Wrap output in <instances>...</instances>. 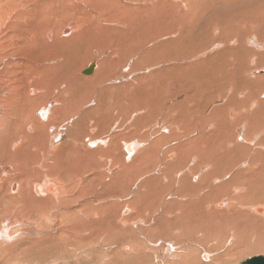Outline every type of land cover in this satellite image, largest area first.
Listing matches in <instances>:
<instances>
[{
  "label": "rangeland",
  "instance_id": "rangeland-1",
  "mask_svg": "<svg viewBox=\"0 0 264 264\" xmlns=\"http://www.w3.org/2000/svg\"><path fill=\"white\" fill-rule=\"evenodd\" d=\"M26 1L27 5H25ZM31 1H16L18 3L20 2L16 8L18 12L26 13L27 10L32 9L31 11L34 13L32 14L30 11L32 16H29L33 20L31 19L32 21H30V19L27 18L28 16L24 14L23 17L25 18L24 20L19 19L18 26L15 25L13 28L7 27L9 24L7 22L4 29L7 39L12 37V30L14 32L20 30L19 33L21 32L25 37L22 38V42L16 45L17 47L14 46L10 49L6 48L5 62L1 64L5 65L7 62L10 66L9 70L16 69L19 73L26 74L28 71L26 69L27 66L24 64L28 61V57H32L33 61H38L40 68L51 67V69H45L47 74H45L44 69L39 73V75H43L42 77L40 76V79L37 81L39 87H44L49 89V91L45 96H39L43 101L38 102L37 106L42 103L46 105L49 101L52 102V100L53 102L55 101L52 98V90L62 87V80L64 78L69 79L67 83L70 84L69 93H65L67 94L66 99H68L67 101L69 102L68 109L70 113H76L79 100H83L84 102L81 111L82 118L70 116L68 135H70V142L72 144V154H70L69 157V165L72 168L70 179L72 181L78 174L83 176L82 179H85L83 185L86 187V191H84L85 198L83 197L82 201H80L81 207L78 206L80 204H77V202L73 204L69 203L67 206L68 208L57 207L58 209H52L50 214L61 213L65 215L67 212V214L71 216V220L68 221V224L79 226V223L74 219V215L77 210L82 209L83 205L85 206L88 204L85 207L88 213H96V208L105 206L106 203L110 204L117 201L118 204L119 200L121 203H133L134 201H132V199H136V202L133 204L137 210L136 212L141 216V220L134 216L136 212L131 213V217L126 216V214L123 215L122 213L126 209V204L121 206L119 203L118 205L120 206L117 209V225L115 227H111L109 223H106L108 221H101V223H98L99 221L96 222V218L93 219L91 216L88 218L86 217V220L90 219L89 221L87 220L88 224L85 230H88L87 233H84L85 231L81 228L74 230L76 244L68 240L69 245L67 246L65 244L66 242L62 241L59 236L60 233L66 232L65 226H60L58 222L53 221L50 226L51 228H42L40 223L34 219L35 216L42 217L44 213L46 214L48 212L50 205L44 203L46 198L39 197L40 199H38V196L34 194L37 199H30L28 197L25 200L21 198L18 200V194L9 191L11 184L16 182L9 178H18L21 171H26L27 174H30V177L36 179L35 185L42 183L46 176L47 178L50 177L49 174H44L46 173L44 165H51L54 167L53 176L58 177V175L62 174L57 169V163L53 164L50 158H43L41 156L42 153L40 152L48 145L46 144V137L42 136V138L40 137L38 140V147L40 148L37 153L34 155L30 153V155L27 148L23 149L21 154H26L25 161L20 160L18 163L15 162L16 165L14 162V164H11L0 161V188L5 186L4 190L7 189V199L3 198L5 192L0 191V194L3 193V195H0V224L7 223L10 225L11 230L13 228L16 229L17 225L20 224V226L23 225L20 231H25L22 233L19 231L18 234H20L21 238L17 237V234L14 235V237L16 236L17 238L12 243L6 244L8 248L4 246V244L1 246L0 243V249L5 247L0 250V264H146V262L147 264H173L179 260V256H181V258L183 257V264H240L246 259L255 256H264V213L256 212V208H264V203H252L253 200L259 202L260 198L264 196V166L261 164L264 163V156L260 152L258 156L255 155L257 144L259 142H264V133H262L264 132V93L263 95H259V97L257 94L259 90L264 89V0H165L161 2L160 0H150L147 5H141L127 0ZM194 1H196V5ZM183 3H185L186 7H184ZM243 6L244 8H242ZM35 7H37V9ZM217 9L220 11L222 10L221 14L215 12ZM228 11L231 13L229 14ZM35 14H37V16ZM118 14L121 16L125 15L126 17L123 16L124 20L121 21V19L117 17ZM241 14L248 15L247 19H244V23L247 22L246 25L249 30H251V28L254 29L255 34L251 35V38L254 39L252 42L251 40L246 41V33H238L236 30L238 26L235 25L236 22L232 24L233 16ZM189 16L193 18L189 20ZM36 17L37 22L34 20ZM117 21H121L120 25H118L119 23ZM215 24L219 25V27ZM69 25H76V27H72V30L68 33L67 31L63 33L62 30ZM253 25L257 29H255ZM23 31L35 36H31V41L33 42H30V36L26 35ZM50 31L54 34L52 39L48 37ZM229 38L234 41L230 43L231 49H227L229 52H226L224 50L226 49L224 43L227 44ZM257 38L258 40H256ZM236 40H240L239 46ZM27 41H29L30 44H26ZM145 41H147V43H144ZM23 42L26 44L25 46H23ZM253 42H255L256 45H253ZM127 44H131V46ZM205 47L208 49L205 57L207 54L210 57H207L204 61L201 60L203 62H200V64L196 58L194 59V54ZM254 51L257 54V59L261 60L260 64L263 69L251 65V63L247 61L245 62V58L251 56ZM136 52L137 54L135 55ZM247 53H249V55ZM142 57L144 61L141 60L143 59ZM48 59L50 62H47ZM230 59H233L234 62L230 65L231 70H226L224 69L225 61ZM254 59H256V57H254ZM159 60H161L159 63L162 64L159 65L157 63L158 66L151 67ZM98 62L101 63L99 68H97ZM7 63L5 66L8 65ZM16 63L20 64L18 65L19 68L16 66ZM92 63H97L93 74L89 76L83 75V71ZM143 67L148 69H143ZM133 68L139 69L133 71ZM131 71L133 72L131 73ZM98 73L110 74L112 75V80L106 82L99 81ZM22 78L23 75H21V77L19 76V79ZM83 79L88 81H82ZM14 80V78L9 76L5 88L7 87V89H10L9 82ZM140 81H142V83ZM25 84L27 85V81H24V85ZM161 87L164 88L162 89ZM196 88H200V94L197 96L193 92ZM234 91L236 92V96L233 98L231 96L232 100H227V95H230V93ZM60 92L61 88L58 89V92L56 91V98H58ZM40 93L42 92L38 91V94ZM239 94L240 96H238ZM164 96L166 98H164ZM257 97L259 103L256 104L257 101H254L255 105H253L251 100ZM230 101L233 102L230 103ZM191 103L193 104L190 105ZM246 105L247 107L245 108L244 106ZM232 107L234 113L231 111ZM132 109H134L133 115L129 112ZM257 109L259 110L257 111ZM57 114L61 117L64 115V111L59 110ZM38 117L42 121L48 120V118L43 120L40 116ZM168 118L169 120H166ZM163 122L165 124H163ZM210 125L212 127H210ZM66 126L67 125L64 127ZM163 128L165 129L163 130ZM159 139L165 141H161V144L163 143L164 145L160 144ZM65 140L63 139L62 141ZM62 141H59L54 147L60 145ZM77 141H84L82 155H85H83L82 158L80 155L81 153H79L82 148L81 150H79L78 147L74 148ZM92 142H102V145L97 144L92 147L90 145ZM131 144L135 145L136 150L133 155L128 158L126 157L125 147ZM74 150L77 155L74 153ZM86 151H88V154ZM98 152H101V154ZM181 152L185 153L182 155ZM185 154L188 156L186 155L184 157ZM89 157L93 158L90 164L94 171L89 170L92 169L90 164L87 163ZM253 157L259 162H257L258 166L255 165L254 168L256 167L257 171L258 169H263V173L259 177L256 175L253 176L251 173L253 165H251L250 160ZM101 158H103V160ZM58 160H60L59 157H57V162L60 164ZM164 160H166V162H164ZM118 162L121 163L122 167ZM59 164V169L63 168L60 167ZM234 164L236 167L233 168ZM87 165L88 170L86 169ZM3 166L8 167V172H2ZM14 166L16 168H14ZM132 166L135 168H132ZM120 168H125L126 170ZM42 170L44 173H42ZM181 170L184 171V174L193 173L191 178L196 175L198 177V182L201 178L202 182L209 184V186L212 185V191L211 189L206 190L211 193V197H204V201L210 207H215L218 211L222 210L221 213L207 216L208 209L205 208L206 204H202V207H199L197 210L192 209L194 212H191L189 206L184 201L186 199L182 200L183 204H180V202H178L179 200L177 201L179 197L174 196L176 195V188L179 186L190 188V177L184 180L185 183L181 182V179H179V177L183 175V171ZM142 171L146 174L139 176ZM16 172L17 174H14ZM11 175H13V177ZM43 175L46 176L43 177ZM103 176L108 177L104 178ZM126 177L134 180V184L130 187L132 196L129 198L126 197L125 199H110V192L106 191V187L112 185L114 194L118 195L116 190L121 193V191L126 188L122 186L125 185L124 179ZM94 178H96L95 181L93 180ZM163 178L166 180L163 181ZM3 179H8L9 181H3ZM96 180H99L98 185ZM151 180H153L151 183L153 184L152 191L155 193L159 192L158 195L160 200H157V202L156 199L158 196L155 198L154 202H152L153 199L150 200L151 202L144 199L147 190L146 183ZM194 181L196 180L194 179L193 182ZM143 182L145 183L144 185ZM157 186L158 188L162 187L163 190L157 189ZM144 188L146 190H144ZM166 189L170 191L169 194L167 195L165 193L166 195L163 194L164 197H161L160 193L162 194L163 191L168 192ZM87 190L90 191L88 192ZM97 193L101 195V197L98 198L96 196ZM227 194H230L232 198L238 197V202L245 201V199H242L243 195L246 199H250L251 202H246L249 204L244 208L246 211L245 215L236 214L233 211L235 207L238 206L237 204H233L235 206L232 208L233 210L229 208V198H232L225 196ZM140 196L142 198H140ZM199 197L203 196L201 195ZM195 199H198V197H195ZM172 200L175 205L173 204L170 208L169 202ZM220 203H224V207H217ZM157 204L158 206L156 207ZM24 205L28 207H25V210L23 209ZM179 205L182 206L180 207ZM35 206H39L42 210L36 208L32 210ZM150 207H152V211L155 213L151 215L152 218L150 217V219H147L145 222V218L142 217L141 213L148 214L147 212H150ZM182 207L186 208L187 211ZM182 209L186 211L188 223H186L185 217L179 216V212L183 211ZM172 212H175L180 219H174L170 214ZM79 215H81V213H79ZM82 218L84 219V217ZM28 221H31L30 224H27L29 223ZM165 221L167 223H165ZM173 221L174 223H172ZM23 222L26 223L24 224ZM185 223L189 226V229L198 227L203 230L200 233L198 229L179 232V228L183 227ZM197 224L199 226H197ZM205 224H207L208 227ZM211 224L214 229L213 227L211 228ZM123 225L126 226L123 228ZM34 226L37 228H34ZM203 227L206 228L204 229ZM30 228L31 230H36L39 234L41 233L40 236H43L46 242L38 241L39 235L36 237L32 235L29 236L28 234L31 232ZM171 228L175 230V232L173 230L170 231ZM119 229L121 232H119ZM166 229L168 231H166ZM207 229H209V231ZM133 233L138 238H136ZM23 234L26 235L24 236ZM213 235H215V238ZM47 236L49 237L47 238ZM77 236H79V238ZM177 236L180 237L178 238ZM182 236L183 238H181ZM139 237H141L140 240ZM172 238L176 240L174 241L175 243ZM210 238L212 240H210ZM169 239H171V242ZM129 240L131 241L132 247L129 245ZM166 240L167 242H165ZM207 242L208 245H205ZM203 243L205 245L204 247ZM211 246L214 248H211ZM148 248L149 250H147ZM168 248H171L172 251L174 250V253L168 256L169 258L164 256ZM161 253H163V255ZM237 253H239V255ZM228 254L231 255L229 256ZM177 255L179 256L177 257ZM205 255L206 259L204 258ZM210 258L211 260H209ZM10 259L15 262L9 261ZM231 259H235V261L231 262ZM220 261L222 263H220Z\"/></svg>",
  "mask_w": 264,
  "mask_h": 264
},
{
  "label": "bare ground",
  "instance_id": "bare-ground-1",
  "mask_svg": "<svg viewBox=\"0 0 264 264\" xmlns=\"http://www.w3.org/2000/svg\"><path fill=\"white\" fill-rule=\"evenodd\" d=\"M17 1V0H16ZM16 1H14V0H0V161H3V162H6V163H15V162H17L18 163V161H22V160H24L25 161V157H26V154H21L22 153V151H23V149H25V148H27L28 149V153L30 154H32V155H34L35 153H37V151L39 150V148L40 147H38V140H39V138L41 137L42 138V136H45L46 137V144H48L47 145V147L46 148H43L42 149V152H40V153H42L41 154V156L44 158V157H47V158H50L51 159V162L54 164V163H57V169L62 173V174H60V175H58V177H55V176H53V170H54V167H52L51 165H44V170L46 171V173H44V171L42 170V173H44V174H49L50 175V177L49 178H47V176L46 175H43V177L44 176H46L45 178H44V181L42 182V183H39V184H37V185H35V181H36V179H34V178H32V177H30V174H27L26 173V171H21L20 173H19V176H18V178L16 177V178H9L10 180H14V181H16L14 184H11V187H10V189H9V191L10 192H12V193H17L18 194V200H19V198H21V199H23V200H25V199H27L28 197L30 198V199H32V198H35V199H40L39 197H43V198H46L45 200L46 201H44V203L45 204H48V205H50L49 206V210H48V212L45 214L44 213V215L42 216V217H39V216H35V219L34 220H37L39 223H40V226L42 227V228H48V227H50L51 226V224L53 223V221H56V222H58L59 224L58 225H60V226H65L66 228V232H64V233H60V238H61V240L62 241H64V242H66L65 244H66V246L67 245H69L68 244V240H70V241H72V243L74 242L75 244H76V236H75V231L74 230H78V228H81L83 231H85L86 230V225L88 224V221L90 220V219H87L86 220V217L88 218L89 216H91L93 219H95L96 220V222H98V223H101V221H108V222H106V223H109L110 224V226L112 227V226H116L117 225V209L119 208V206L121 205H123V204H126L125 206H126V209H125V211L122 213L123 215L124 214H126V216H130L131 217V213H135L137 210L135 209V207H134V202H136V199H132V201H134L133 203L132 202H125V203H121L120 202V200H119V203H120V205H118L117 204V201L116 202H112V203H106L105 204V206H100L99 208H96V213H88L86 210H85V207L88 205V204H86L85 206L83 205L82 206V209L80 210H77L76 211V213H75V215H74V219L76 220V222H78L79 223V226H75V225H72V224H68V221H70L71 220V216L70 215H68L67 214V212L65 213V215H66V217H65V215L64 214H61V213H55V214H50L51 213V210L53 209V210H55L54 208H56V209H58L59 207H66V208H68L67 206L69 205V203L70 204H73L74 202H77V204H80V205H78L79 207H81V202L80 201H82V198L84 197V191H86V187H84V185H83V182L85 181V179H82L83 178V176H81L80 174H78L76 177H75V179H73L72 181H71V179H70V173H71V167H70V165H69V157H70V154H72V144H71V142H70V135H68V123L70 122V116L72 115V116H76V117H78V118H82L81 117V111H82V106L84 105V102H83V100H79V102H78V107H77V110H76V113L75 114H73L72 112L70 113V110L68 109V107H69V102L67 101L68 99H66V95L67 94H65V93H69V86H70V84H68L67 82H68V80L69 79H66V78H64L62 81V87H59V88H61V92L58 94V98H56V91L58 92V89L59 88H56V89H54V90H52V98L55 100L54 102H53V100H52V102L51 101H49V103H47L46 105H44V103H42V104H40V105H38L37 106V104H38V102H40V101H43L39 96H45L46 95V93L49 91V89H46V88H44V87H39V85H38V80L40 79V76L42 77L43 75L41 74V75H39V73L44 69V72H45V69H51V67L50 66H48L49 68H40L39 67V65H38V61H36V60H32V57H28V61L24 64L25 66H27V73L26 74H22V73H19L16 69H13V70H9L10 69V66H9V64L7 65V66H5L6 65V63H5V65H3V64H1L2 62H5L4 61V59H5V57H6V52H7V49L6 48H8V49H10V48H12V47H14V46H16L19 42H22L23 40H22V38H24L25 36H24V34H21V32L19 33V31L18 32H14L13 30H12V32H13V34L11 35L12 37L10 38V39H7V35H6V32L4 31V29H5V27H6V25H7V22L9 23L8 25H7V27H12L13 28V26H15V25H19L18 24V22H19V19H23L24 20V18L25 17H23L24 16V14L26 15V16H28L27 18H29L30 19V21H32L33 19L30 17V16H32V14L34 13V12H32L31 10L32 9H30V10H27V12L25 13V12H18V10L16 9L17 8V6L19 5V3L18 2H16ZM19 1V0H18ZM25 1V0H24ZM29 1V0H28ZM31 1V0H30ZM32 1H35V0H32ZM31 1V2H32ZM118 1V0H117ZM120 1V0H119ZM124 1V0H123ZM127 1H132V2H134V3H138V4H141V5H147V3L148 2H150V0H127ZM154 1H156V0H154ZM157 1H159V0H157ZM161 1H165V0H160V2ZM199 1V0H198ZM22 2V1H21ZM113 2V1H112ZM111 2V3H112ZM190 2V1H189ZM110 3V2H109ZM194 3H195V5H196V1H194ZM22 4V3H21ZM35 4V3H34ZM114 4V3H113ZM118 4V3H117ZM184 4V7H186L185 6V3H183ZM248 4V3H247ZM25 5H27V1H26V4ZM119 5V4H118ZM137 5V4H136ZM21 6V5H20ZM109 6V5H108ZM199 6V5H198ZM218 6V5H217ZM238 7H240L239 5H237ZM23 7H25V6H23ZM22 7V8H23ZM26 7H28V6H26ZM32 7V6H31ZM34 7V6H33ZM72 7V6H71ZM122 7H124V6H122ZM135 7V6H134ZM190 7V6H189ZM193 7V6H192ZM36 9H37V7H35ZM111 8V7H110ZM120 8V7H119ZM138 8V7H137ZM193 8H195V7H193ZM197 8H199V7H197ZM196 8V9H197ZM222 8H223V5H222ZM221 8V9H222ZM234 8V7H233ZM233 8H231V9H233ZM237 8V7H236ZM242 8H244V6L242 7ZM248 8V7H247ZM116 9V8H115ZM121 9V8H120ZM125 9V8H124ZM123 9V10H124ZM224 9V8H223ZM225 9H226V7H225ZM227 9H230V8H227ZM136 10V9H135ZM194 10V9H193ZM197 10H199V9H197ZM233 10H235V11H237L236 9H233ZM29 11V12H28ZM30 11L32 12V14L30 13ZM34 11V10H33ZM94 11V10H93ZM116 11H117V9H116ZM222 11V10H221ZM221 11L219 10V9H217L215 12L217 13V14H221ZM230 11V10H229ZM229 11H228V13H229ZM235 11H232V12H235ZM191 12V11H190ZM110 13V12H109ZM119 13H120V11H119ZM231 13V12H230ZM229 13V14H230ZM125 14V13H124ZM30 15V16H29ZM36 16H37V14H35ZM193 15H195V14H193ZM192 15V16H193ZM210 15V14H209ZM212 15H213V13H212ZM264 15V14H263ZM123 16H125V15H123ZM123 16H121L120 14H118L117 15V17L119 18V19H121V21L122 20H124V18H123ZM190 17L189 16V20H191L190 18H193V17ZM259 16V15H258ZM126 17V16H125ZM201 17V16H200ZM247 17H248V15H234L233 16V19H232V24L233 23H235V25H237L238 26V29H236L237 31H238V33H246V41L247 40H251V42L252 41H254V39H252L251 38V35L252 34H255V32H254V29H252L251 28V30H249V28H248V26L246 25L247 24V22H245L244 23V19H247ZM26 18V19H27ZM97 18V17H96ZM113 18H114V16H113ZM112 18V19H113ZM116 18V17H115ZM32 19V20H31ZM37 19V17L36 18H34V20H36ZM201 19V18H200ZM208 19V18H207ZM100 20V19H99ZM114 20V19H113ZM26 21V20H25ZM87 21V20H86ZM121 21H117L119 24L118 25H120V22ZM188 21V20H187ZM36 22H37V20H36ZM85 22V21H84ZM128 22H129V20H128ZM21 23V22H20ZM190 23V22H189ZM76 24V23H75ZM80 24V23H79ZM186 24V23H185ZM196 24V23H195ZM218 24V23H217ZM253 24V23H252ZM251 24V25H252ZM38 25V24H37ZM99 25H100V22H99ZM216 25V24H215ZM251 25H250V27H251ZM258 25H260V24H258ZM123 26H125V25H123ZM122 26V27H123ZM216 26H218L219 27V25H216ZM254 26V25H253ZM72 27L73 28H75L76 27V25H69L68 27H66L64 30H62V32L63 33H66V31H67V33L68 32H70L71 30H72ZM144 27V26H143ZM201 27V26H200ZM255 27V26H254ZM128 28H129V26H128ZM61 29V28H60ZM202 29V28H201ZM218 29V28H217ZM255 29H257L256 27H255ZM132 30V29H131ZM11 31V30H10ZM77 31V30H76ZM216 31H218V30H216ZM23 32H25V34L26 35H28V36H30V42H33V41H31V36H33V37H35L34 35H32L31 33H29L28 34V32H26V31H23ZM60 32H61V30H60ZM115 33V32H114ZM214 33H215V31H214ZM31 34V35H30ZM176 34H178V33H176ZM217 34V33H216ZM53 32L52 31H50L49 32V34H48V37L50 38V39H52V37H53ZM258 35V34H257ZM172 36V35H171ZM175 36V35H174ZM169 37V36H168ZM248 38H250V39H248ZM164 39V38H163ZM114 40V39H113ZM256 40H258V38L256 39ZM148 41V40H147ZM147 41H145L144 43H147ZM234 41V40H233ZM233 41L232 40H230V38H229V40H228V42H227V44L226 43H224V45L226 46V49H224L226 52H229V51H227V49H231L230 48V43H233ZM134 42V41H133ZM240 42V40H236V43H238V46H239V43ZM24 43V42H23ZM29 43V41H27V43L26 44H28ZM25 43H24V45L23 46H25L26 45ZM30 44V43H29ZM261 44V43H260ZM36 45V44H35ZM124 45V44H123ZM126 45V44H125ZM128 46H131V44L129 45V44H127ZM144 45V44H143ZM149 45V44H148ZM253 45H256V43L255 42H253ZM100 46V45H99ZM112 46V45H111ZM257 46H258V44H257ZM264 46V45H263ZM17 47V46H16ZM18 47H20V46H18ZM108 47V46H107ZM260 47V46H259ZM21 48V47H20ZM19 48V49H20ZM123 48V47H122ZM127 48V47H126ZM129 48V47H128ZM145 48V47H144ZM14 49V48H13ZM120 49V48H119ZM124 49V48H123ZM18 50V49H17ZM64 50V49H63ZM141 50V49H140ZM208 49H206V47L205 48H202V49H200L199 51H197L195 54H194V59L196 58L197 59V61H199L198 63H200V62H203L207 57L209 58L210 56L207 54V56L205 57V54H206V51H207ZM19 51V50H18ZM95 51V50H94ZM96 52V51H95ZM16 54V53H15ZM137 54V52L135 53V55ZM248 55H249V53H247ZM204 55V56H203ZM18 56V55H17ZM113 56V55H112ZM111 56V57H112ZM185 56V55H184ZM183 56V57H184ZM188 56H189V54H188ZM13 57H15V56H13ZM12 57V58H13ZM25 57V56H24ZM133 57V56H132ZM181 57V56H180ZM254 57H256V59H254ZM113 58V57H112ZM115 58V57H114ZM143 58V57H142ZM182 58V57H181ZM185 58V57H184ZM183 58V59H184ZM189 58V57H188ZM187 58V59H188ZM193 58V57H192ZM234 58H235V56H234ZM258 57H257V54H256V52L254 51V53L251 55V56H249L248 58H245V62L247 61L248 63H251V65H253V66H256V67H261L262 68V66H261V64H260V61L261 60H259V59H257ZM15 59H17L16 57H15ZM194 59H191V60H194ZM20 60V59H19ZM142 61H144V58L143 59H141ZM185 60V59H184ZM189 60V59H188ZM201 60H203V61H201ZM51 61H52V58H51ZM58 61V60H57ZM190 61V60H189ZM15 62V61H14ZM18 62V61H17ZM47 62H50V60L48 59L47 60ZM60 62V61H59ZM107 62V61H106ZM126 62V61H125ZM159 62H161V60H159V61H157V62H155L154 63V65H152L151 67H153V66H158V64L160 65V64H162V63H159ZM174 62V61H173ZM233 62H234V60L233 59H230V60H226L225 61V65H224V69H226V70H231V68H230V65L231 64H233ZM158 63V64H157ZM168 63V62H167ZM166 63V64H167ZM171 63V62H170ZM15 64V63H14ZM17 64V63H16ZM97 64V63H96ZM165 64V63H164ZM195 64V63H194ZM201 64V63H200ZM246 64V63H245ZM18 65H20V64H17L16 66L18 67ZM101 65V63H99L98 62V64H97V68H99V66ZM168 65V64H167ZM189 65H190V63H189ZM197 65V64H196ZM112 66V65H111ZM149 66V65H148ZM162 66V65H161ZM186 66H188V65H186ZM203 66V65H202ZM12 67V66H11ZM15 67V66H14ZM54 67V66H53ZM113 67H115V66H113ZM144 67H145V64H144ZM143 67V69H148V68H144ZM198 67V66H197ZM203 67H205V66H203ZM19 68V67H18ZM166 68V67H165ZM191 68H193V67H191ZM96 69V68H95ZM139 68H133L132 70L133 71H137ZM186 69V68H185ZM190 69V68H189ZM263 69V68H262ZM160 70V69H159ZM163 70V69H162ZM133 71H131V73L133 72ZM165 71V70H164ZM189 71V70H188ZM47 72V71H46ZM45 72V74H47ZM111 72V71H110ZM163 72V71H162ZM166 72V71H165ZM248 72V71H247ZM246 72V73H247ZM159 73H161V72H159ZM19 74V75H18ZM44 74V75H45ZM99 74V73H98ZM189 74V73H188ZM203 74V73H202ZM21 75H23V78L22 79H19V76L21 77ZM68 75V74H67ZM156 75V74H155ZM160 75V74H159ZM9 76H11L12 78H14L15 80L14 81H10L9 83V85H10V89L8 88L7 89V87L5 88V84H7L6 82H7V78H9ZM89 76V75H88ZM162 76V75H161ZM74 77V76H73ZM163 77V76H162ZM76 78H78V77H76ZM98 78L100 79L99 81H111L112 80V75H110V74H106V73H104V74H99L98 75ZM199 78V77H198ZM79 79V78H78ZM77 79V80H78ZM208 79V78H207ZM210 79V78H209ZM213 79H214V76H213ZM73 80V79H72ZM123 80V79H122ZM24 81H27V85L25 84L24 85ZM50 81V80H49ZM81 81V80H80ZM82 81H88V80H82ZM149 81V80H148ZM201 81V80H200ZM141 83H142V81H140ZM150 82V81H149ZM199 82V81H198ZM99 83V82H98ZM101 83V82H100ZM46 84V83H45ZM80 84V83H79ZM180 85V84H179ZM63 86H65V87H63ZM234 86V85H233ZM232 86V87H233ZM9 87V86H8ZM72 87V86H71ZM70 87V88H71ZM143 87V86H142ZM178 87V86H177ZM232 87H230V88H232ZM162 89L164 88V87H161ZM144 89V88H143ZM71 90V89H70ZM136 90V89H135ZM146 90V89H145ZM38 91H40V92H42V93H40V94H38ZM137 91V90H136ZM135 91V92H136ZM173 91V90H172ZM233 91V90H232ZM256 91V90H255ZM193 92L195 93V95L197 96V95H199L200 94V88H196V89H194L193 90ZM144 93H145V91H144ZM148 93V92H147ZM245 93V92H244ZM263 93H264V89H261V90H259L258 91V97H259V95H263ZM134 94V93H133ZM188 94H190V93H188ZM241 94V93H240ZM240 94L238 95V96H240ZM131 95V94H130ZM167 95V94H166ZM165 95V96H166ZM127 96V95H126ZM154 96V95H153ZM159 96V95H158ZM164 96V98H166ZM231 96H232V98L234 97V96H236V92L234 91L233 93L231 92L230 93V95L228 94L227 95V97L226 98H228L227 100H232V98H231ZM244 96V95H243ZM124 97V96H123ZM140 97V96H139ZM185 97V96H184ZM219 97H221V96H219ZM258 97L257 98H253L252 100H251V102L253 103V105H255V103H254V101H257V103L256 104H258L259 103V99H258ZM159 98V97H158ZM162 98H163V96H162ZM183 98V97H182ZM191 98V97H190ZM193 98V97H192ZM39 99H41V100H39ZM128 99V98H127ZM130 99V98H129ZM181 99V98H180ZM219 99V98H218ZM217 99V100H218ZM163 100V99H162ZM221 100V99H220ZM223 100V99H222ZM134 101V100H133ZM177 101V100H176ZM172 102V101H171ZM175 102V101H174ZM225 102H226V100H225ZM231 102H233V101H230V103ZM149 103V102H148ZM220 103V102H219ZM222 103V102H221ZM168 104V103H167ZM193 103H191L190 105H192ZM54 105V106H53ZM153 105V104H152ZM247 105H248V103H247ZM247 105L246 106H244L245 108L247 107ZM252 105V104H251ZM252 105V106H253ZM144 106V105H143ZM213 106H214V104H213ZM212 106V107H213ZM145 107V106H144ZM59 108V109H58ZM136 108V107H135ZM134 108V109H135ZM253 108V107H252ZM134 109H132L131 111H129L130 113H132V115H133V110ZM158 109V108H157ZM40 110V111H39ZM59 110H62V111H64V115L63 116H61V117H59L58 115L59 114H57V111H59ZM233 110V107H232V109H231V111ZM250 110H251V108H250ZM253 110V109H252ZM259 109H257V111H258ZM231 111H230V113H231ZM190 112V111H189ZM208 112V111H207ZM233 112V111H232ZM136 113V112H135ZM134 113V114H135ZM169 113V112H168ZM176 113V112H175ZM191 113V112H190ZM190 113H188V114H190ZM234 113V112H233ZM69 115V116H68ZM169 115V114H168ZM172 115V114H171ZM231 115V114H230ZM235 115V114H234ZM38 116H40L43 120H45L46 118H48V120H46V121H42ZM174 116V115H173ZM193 116V115H192ZM190 117H191V115H190ZM234 117V116H233ZM130 118V117H129ZM170 118V117H169ZM169 118L168 119H166V120H169ZM171 118H172V116H171ZM174 118H175V116H174ZM177 118V117H176ZM192 119H193V117H191ZM231 118V117H230ZM158 119V118H157ZM189 119V118H188ZM173 120V119H172ZM73 121V120H72ZM81 122V121H80ZM186 122V121H185ZM83 123V122H82ZM158 123V122H157ZM189 123V122H188ZM245 123H246V121H245ZM163 124H165L164 122H163ZM244 124V123H243ZM247 124V123H246ZM65 125H67L66 127H64ZM160 125V124H159ZM176 125V124H175ZM212 125V124H211ZM210 125V127H212ZM161 126V125H160ZM170 126H171V124H170ZM173 126H174V124H173ZM176 126H178V125H176ZM245 126V125H244ZM156 127V126H155ZM242 127V126H241ZM244 128V127H243ZM165 128H163V130H164ZM167 129V128H166ZM208 130V129H207ZM206 130V131H207ZM264 130V129H263ZM176 131H177V128H176ZM262 132V131H261ZM199 133V132H198ZM262 133H264V132H262ZM260 134V133H259ZM245 135V134H244ZM256 135V134H255ZM163 137V136H162ZM65 138H66V140H65ZM189 138V137H188ZM65 140V141H62V140ZM163 139H164V137H163ZM169 139V138H168ZM186 139V138H185ZM238 139V138H237ZM255 139V138H254ZM257 139V138H256ZM143 140V139H142ZM160 140V144H161V141H162V139H159ZM223 140H224V138H223ZM244 140V139H243ZM59 141H62L61 142V144L60 145H58L57 147H54L57 143H59ZM255 141V140H254ZM41 142V141H40ZM84 142V141H83ZM83 142L82 141H77L76 142V144H75V146H74V148L75 147H78L79 148V150H81V148H82V150H81V152H79V153H81L80 155H81V158L83 157V155H85V154H83L82 155V153H83V150H84V147H83ZM162 142H165V141H162ZM44 143V142H43ZM107 143V142H106ZM105 143V144H106ZM112 143H115V142H112ZM134 143V142H133ZM138 143V142H137ZM176 143V142H175ZM45 144V145H46ZM97 144H101L102 145V142H92V143H90V145L93 147V146H96ZM126 144H128V143H126ZM140 144V143H139ZM159 144V143H158ZM163 144V143H162ZM161 144V145H162ZM196 144H197V142H196ZM234 144V143H233ZM107 145V144H106ZM160 145V146H161ZM164 145V144H163ZM169 145V144H168ZM171 145H172V143H171ZM232 145V144H231ZM104 146V145H103ZM45 147V146H44ZM98 147V146H97ZM164 147H166V146H164ZM257 149H256V151H255V155H257L258 156V153L260 152L261 154H263V156H264V142H259L258 144H257ZM126 154H127V156L126 157H131L132 155H133V153H134V151L136 150V147H135V145L134 144H131V145H126ZM184 148H186V147H184ZM225 148V147H224ZM182 149V148H181ZM193 149V148H192ZM195 149V148H194ZM244 149H245V147H244ZM95 150H96V148H95ZM241 150V149H240ZM243 150V149H242ZM90 151V150H89ZM94 151V150H93ZM92 151V152H93ZM181 151V150H180ZM184 151V150H183ZM222 151V150H221ZM233 151V150H232ZM77 152V151H76ZM97 152V151H96ZM74 153H75V150H74ZM78 153V154H79ZM86 153L88 154V151H86ZM91 153V152H90ZM99 153V152H98ZM169 153V152H168ZM182 153V155H183V153H185V152H181ZM222 153V152H221ZM254 153V152H253ZM30 154V155H31ZM76 154V153H75ZM92 154V153H91ZM96 154V153H95ZM99 154H101V152L99 153ZM172 154H173V152H172ZM232 154V153H231ZM36 155H38V154H36ZM77 155V154H76ZM187 154H185L184 155V157L186 156ZM225 155V154H224ZM251 155H253V154H251ZM87 156V155H86ZM91 156V155H90ZM188 156V155H187ZM31 157V156H30ZM57 157H59V159L60 160H58V161H60V164L57 162ZM93 157H95V156H93ZM161 157V156H160ZM197 157V156H196ZM250 157V156H249ZM32 158V157H31ZM39 158V157H38ZM171 158V157H170ZM193 158V157H192ZM217 158V157H216ZM28 159V158H27ZM53 159V160H52ZM71 159H73V158H71ZM102 160H103V158H101ZM194 159V158H193ZM192 159V160H193ZM49 160V159H48ZM74 160H76V159H74ZM93 160V158L92 157H89L88 158V160H87V163H91V161ZM185 160V159H184ZM250 160V159H249ZM77 161H79V160H77ZM95 161H96V159H95ZM108 161H109V159H108ZM141 161V160H140ZM73 162V161H72ZM125 162V161H124ZM164 162H166V160H164ZM238 162H240V161H238ZM238 162H237V165H238ZM257 162L258 161H256V159H255V157H253L251 160H250V163H251V165H253V170H252V175L253 176H261L262 175V173H263V169L262 170H259L258 169V171L256 170V167L254 168V166L256 165V166H258V164H257ZM13 163V164H14ZM40 163V162H39ZM42 163V162H41ZM74 163V162H73ZM119 163V162H118ZM234 163V162H233ZM232 163V164H233ZM243 163V162H242ZM259 163V162H258ZM58 164H59V166L60 167H63V168H61V169H59V167H58ZM81 164V163H80ZM93 164V163H92ZM102 164V163H101ZM103 164H104V162H103ZM102 164V165H103ZM120 165H121V163H119ZM145 164V163H144ZM248 164V163H247ZM261 164H263V166H264V163H261ZM2 165V164H1ZM15 165H16V163H15ZM56 165V164H55ZM74 165H75V163H74ZM86 165V164H85ZM96 165V164H95ZM99 165H100V161H99ZM138 165V164H137ZM177 165V164H176ZM250 165V164H249ZM90 166H91V164H90ZM117 166V165H116ZM135 166V165H134ZM132 166V168H135V167H138V166ZM210 166V165H209ZM74 167H76V166H74ZM87 167H88V165L86 166V169H87ZM92 167V166H91ZM112 167V166H111ZM118 167V166H117ZM116 167V168H117ZM121 167H122V165H121ZM206 167V166H205ZM234 167H236L235 166V164L233 165V168ZM248 167V166H247ZM262 167V166H261ZM14 168H16L15 166H14ZM83 168V167H82ZM81 168V169H82ZM130 169H132L131 167H129ZM128 168V169H129ZM166 168V167H165ZM208 168V167H207ZM242 168V167H241ZM251 168V167H250ZM19 169V168H18ZM17 169V170H18ZM55 169H56V167H55ZM80 169V168H79ZM120 169H123V168H120ZM125 169V168H124ZM123 169V170H124ZM261 169V168H260ZM12 170V169H11ZM16 170V169H15ZM33 170V169H32ZM84 170V169H83ZM88 170V169H87ZM89 170H93L94 171V169H93V167H92V169H89ZM96 170V169H95ZM117 170V169H116ZM126 170V169H125ZM234 170V169H233ZM36 171V170H35ZM85 171V170H84ZM96 171H98V170H96ZM129 171V170H128ZM127 171V172H128ZM181 171H183V170H181ZM181 171H179V172H181ZM189 171V170H188ZM245 171V170H244ZM246 171H248V170H246ZM2 172L4 173V172H8V167L7 166H3L2 167ZM99 172V171H98ZM123 172H126V171H123ZM147 172V171H146ZM173 172V171H172ZM176 172V171H175ZM178 172V171H177ZM189 172H191V171H189ZM249 172H250V170H249ZM248 172V173H249ZM121 173V172H120ZM230 173H231V171H230ZM246 173V172H245ZM14 174H17V172L16 173H14ZM34 174V173H33ZM82 174V173H81ZM144 174H146L144 171H142L141 173H140V175L139 176H143ZM183 175H181L180 177H179V179H181V182H183V183H185V181L184 180H186V179H188V177H190V180H189V182H190V188H187L186 186H179V187H177L176 188V191H175V194L176 195H174V196H178L179 197V199H177V201L178 202H180V204L182 203L183 204V199H186V200H184L185 201V203H187V205L189 206V208H190V211L191 212H194L192 209H199V207H202V204H206L205 203V201H204V197L205 198H210L211 197V193L209 192V191H206L207 189H211V186L212 185H210L209 186V184H206L205 182H202L201 181V178H200V180H199V182H198V177L195 175V177L193 176L192 178H191V176L193 175V173H190V174H184V171H183V173H182ZM197 174H198V172H197ZM234 174V173H233ZM236 174V173H235ZM6 175V174H5ZM88 175V174H87ZM121 175H122V173H121ZM120 175V176H121ZM125 175H127V174H125ZM154 175V174H153ZM212 175V174H211ZM9 176H10V174H9ZM12 177H13V175H11ZM89 176H91V175H89ZM112 176V175H111ZM208 176H210V175H208ZM104 177V176H103ZM106 177H108V176H105L104 178H106ZM114 177V176H113ZM149 177V176H148ZM6 178H8V177H6ZM37 178V177H36ZM225 178H227V177H225ZM38 179V178H37ZM95 179L96 178H94L93 180L95 181ZM157 179V178H156ZM179 179H177V180H179ZM196 180V181H194L193 182V180ZM210 179H212V178H210ZM214 179V178H213ZM4 180H8V179H3V181ZM92 180V181H93ZM125 185H122V186H125L126 188H125V190H123V191H121V193H120V191H118V190H116V192H117V194L118 195H115L114 194V192H113V190H112V185H108L107 187H106V191H109L110 192V199H115V198H117V199H120V198H129V197H131L132 196V192H131V190H130V187L132 186V184H134L133 182H134V180L133 179H128V177H126L125 179ZM128 180V181H127ZM137 180V179H136ZM166 179L165 178H163V181H165ZM9 181V180H8ZM104 181V180H103ZM162 181V180H161ZM96 182H97V185H98V182H99V180H96ZM153 182V180H151V181H148L147 183H146V188H147V190L144 188V190H146V195H145V197H144V199H146V201H150V200H152L153 199V201L152 202H154L155 201V198L158 196V198L156 199V202H157V200H160L159 199V195H158V193H155V192H153L152 190V188H153V184H151ZM211 182V181H210ZM179 183V182H178ZM145 183L143 182V185H144ZM160 184V183H159ZM101 185V184H100ZM249 185V184H248ZM160 186H163V185H160ZM101 187H102V185H101ZM247 187V186H246ZM4 188H5V186L4 187H1L0 188V191H2V192H5V195L3 196V198L4 199H7V189H5L4 190ZM157 189H162V187L161 188H158V186H157ZM4 190V191H3ZM94 190V189H93ZM104 190H105V188H104ZM163 190V189H162ZM166 190H168V189H166ZM88 191V190H87ZM90 191V190H89ZM88 191V192H89ZM92 191V190H91ZM105 191V192H106ZM156 191V190H155ZM159 191H161V190H159ZM172 191V190H171ZM211 191H212V189H211ZM213 191H214V189H213ZM239 191H241V190H239ZM142 192H143V190H142ZM169 190H168V192H162V194L160 193V196L161 197H164L163 196V194H169ZM196 193H198V194H196ZM200 193H202V194H200ZM234 193V192H233ZM248 193V192H247ZM250 193V192H249ZM34 194L35 195H37L38 197L36 198L35 196H34ZM109 194V193H108ZM165 194V195H166ZM184 194V195H183ZM239 194V193H238ZM0 195H3V193L2 194H0ZM142 195V194H141ZM203 196V197H199V196ZM98 198L99 197H101V195H98V193H97V195H96ZM225 196H228V198L229 197H231L232 198V196H230V194L228 195H225ZM247 196V195H246ZM248 196H249V194H248ZM195 197H198V199H195ZM85 198V197H84ZM106 198H107V196H106ZM140 198H142L141 196H140ZM228 198H227V200H228ZM9 199V198H8ZM34 199V200H35ZM94 199V198H93ZM163 199V198H162ZM242 199H245V201H241V202H238V197H233L232 199H230L229 198V202H228V204H229V208L231 209V210H233L232 208L233 207H235L233 204H237L238 206H236L235 207V209L233 210L236 214H243V215H245L246 214V211H245V206L247 205V204H249V203H246V202H248V201H250V199H246L245 197H244V195H243V197H242ZM263 199V200H262ZM34 200H32V201H34ZM107 200V199H106ZM108 200H109V198H108ZM1 201V200H0ZM41 201V200H40ZM218 201V200H217ZM106 202V201H105ZM145 202V201H144ZM151 202V201H150ZM161 202V201H160ZM251 202V201H250ZM32 203V202H31ZM40 203V202H39ZM42 203V202H41ZM146 203V202H145ZM145 203H143V204H145ZM176 203V202H175ZM252 203H258V204H262V203H264V196L262 197V198H260V201L259 202H257V201H252ZM3 204V203H2ZM155 204V203H154ZM159 204V203H158ZM158 204L156 205V207L158 206ZM160 204H162V203H160ZM164 204H166V203H164ZM174 203H173V200L172 201H170L169 202V205H170V208L172 207V205H173ZM7 205V204H6ZM168 205V204H167ZM166 205V206H167ZM175 205V204H174ZM217 205V204H216ZM90 206H91V204H90ZM89 206V207H90ZM140 206V205H139ZM149 206V205H148ZM154 206V205H153ZM180 206V205H179ZM182 206V205H181ZM180 206V207H181ZM212 206V205H211ZM220 206H223L224 207V203H220V204H218L217 205V207H220ZM15 207H16V205H15ZM25 205H24V207H23V209L25 210ZM58 207V208H57ZM93 207V206H92ZM137 207V206H136ZM142 207V206H141ZM145 207V206H144ZM146 207H147V205H146ZM163 207V206H162ZM161 207V208H162ZM26 208H28V207H26ZM34 208H36V209H41L39 206H35V207H33L32 208V210H34ZM160 208V209H161ZM167 208H168V206H167ZM179 208V207H178ZM183 208V207H182ZM186 208H187V206H186ZM186 208H183V209H186ZM205 208L206 209H208V213H207V216H213V215H217V214H219V213H221V211L222 210H216L217 208H215V207H210L209 205H205ZM228 208V209H229ZM71 209V208H70ZM90 209H92V208H90ZM145 209V208H144ZM155 209V208H154ZM182 209V210H183ZM7 210H8V208H7ZM42 210V209H41ZM59 210H62V209H59ZM124 210V209H123ZM19 211H20V209H19ZM119 211V210H118ZM140 211H141V208H140ZM146 211V210H145ZM149 211L150 212H147L148 214H144L143 212L141 213L142 214V217L143 218H145L144 220H145V222H146V220L147 219H150V217H151V215H153L155 212L154 211H152V207H150L149 208ZM161 211V210H160ZM175 211H177V210H175ZM179 211V210H178ZM186 211H187V209H186ZM186 211L185 210H183V211H180L179 212V216L180 217H185L184 219H186V223H188L187 222V216H186ZM189 211V210H188ZM230 211V210H229ZM228 211V212H229ZM7 212V211H6ZM138 212H139V208H138ZM256 212H258V213H264V208L263 207H258V208H256ZM20 213H21V211H20ZM79 213H81V215H79ZM159 213V212H158ZM231 214H234L233 212H230ZM173 217H174V219H180V217L175 213V212H172V213H170ZM188 214V213H187ZM190 214V213H189ZM158 215H160V214H158ZM157 215V216H158ZM165 215V214H164ZM163 215V216H164ZM192 215V214H191ZM221 215H223V214H221ZM136 218H139L140 220H141V216L136 212V214L134 215ZM156 216V217H157ZM204 216V215H203ZM231 216V215H230ZM233 216V215H232ZM82 217H84V219L82 218ZM154 217V216H153ZM160 217V216H159ZM202 217V216H201ZM31 218V217H30ZM119 218H121V217H119ZM118 218V219H119ZM127 218V217H126ZM152 218V217H151ZM195 218V217H194ZM33 219V218H32ZM101 219H103V220H101ZM123 219V218H122ZM129 219V218H128ZM131 219H133V218H131ZM130 219V220H131ZM164 219H165V217H164ZM167 219V218H166ZM171 219H172V217H171ZM198 219V218H197ZM206 219H208V218H206ZM28 220V219H27ZM30 220V219H29ZM126 220V219H125ZM170 220V219H169ZM175 220V221H176ZM119 221V220H118ZM123 221V220H122ZM181 221V220H180ZM182 221H184V220H182ZM188 221H189V219H188ZM260 221V220H259ZM258 221V222H259ZM29 222V221H28ZM31 222V221H30ZM30 222L29 223H27V224H30ZM92 222V221H91ZM90 222V223H91ZM128 222V221H127ZM151 222V221H150ZM211 222V221H210ZM24 223V222H23ZM26 223V222H25ZM24 223V224H25ZM35 223V222H34ZM97 223V224H98ZM124 223H125V221H124ZM133 223V222H132ZM136 223V222H135ZM134 223V224H135ZM140 223V222H139ZM163 223H164V221H163ZM165 223H167L166 221H165ZM169 223H171V222H169ZM172 223H174V221L172 222ZM186 223L183 225V227H181V228H179L180 229V231L179 232H181V231H183V232H186L187 230H197L198 229V231H199V233L200 232H202V228H198L197 226H199L198 224H197V228H191V229H189V226H187L186 225ZM190 223V222H189ZM26 224V225H27ZM68 224V225H67ZM95 224V223H94ZM96 224V225H97ZM130 224H131V222H130ZM150 224V223H149ZM182 224V223H181ZM180 224V225H181ZM38 225V224H37ZM148 225V224H147ZM180 225H178V226H180ZM190 225H191V223H190ZM192 225H193V223H192ZM205 225H207V224H205ZM12 226V225H11ZM15 226V225H14ZM23 226V225H22ZM22 226H20V224L19 225H17V228L16 229H12L11 230V228H10V225H8L7 223H4V224H0V243H1V246L4 244V246H6V244H10V242L12 243L14 240H16V238L17 237H20L21 238V236H20V234H18L19 233V231L22 229ZM25 226V225H24ZM57 226V225H56ZM109 226V225H108ZM109 226V227H110ZM126 225H123V228L125 227ZM136 226H137V224H136ZM172 226H174V225H172ZM13 227V226H12ZM36 226H34V228H35ZM39 227V226H38ZM94 227H97V226H94ZM200 227H201V225H200ZM207 227H208V225H207ZM213 227V225L211 224V228ZM256 227V226H255ZM29 228V227H28ZM37 228V227H36ZM51 228V227H50ZM93 228V227H92ZM101 228V227H100ZM108 228V227H107ZM176 228V227H175ZM204 228V227H203ZM206 228V227H205ZM204 228V229H205ZM40 229V228H39ZM137 229V228H136ZM136 229H135V232H136ZM170 229V228H169ZM213 229H214V227H213ZM29 230V229H28ZM120 230V229H119ZM160 230H161V228H160ZM173 229L171 228V230L170 231H172ZM178 230V229H177ZM208 231H209V229H207ZM212 230V229H211ZM24 231V230H23ZM22 231V232H23ZM30 234H28V232H27V234L30 236V235H32V236H38L39 238V240L38 241H43V242H46V239H44L43 238V236H40L41 235V233L39 234V233H37V231L36 230H31V228H30ZM36 231V232H35ZM41 231V230H40ZM69 231H70V234H69ZM88 231V230H87ZM87 231H85L84 233H87ZM157 231V230H156ZM155 231V232H156ZM166 231H168L167 229H166ZM165 231V232H166ZM174 232H175V230H173ZM192 231V232H193ZM218 231V230H217ZM21 232V231H20ZM21 232V233H22ZM25 232V231H24ZM55 232V231H54ZM119 232H121V230L119 231ZM176 232H178V231H176ZM178 232V233H179ZM190 232V231H189ZM44 233V232H43ZM53 233V232H52ZM83 233V234H84ZM139 233V232H138ZM138 233H135V234H138ZM146 233V232H145ZM144 233V234H145ZM173 233V232H172ZM198 233V232H197ZM17 234V237L15 236L14 237V235H16ZM45 234H46V232H45ZM45 234H43V235H45ZM48 234V233H47ZM50 234V233H49ZM107 234V233H106ZM126 234V233H125ZM165 234V233H164ZM174 234V233H173ZM177 234V233H176ZM206 234V233H205ZM24 236L26 235V234H23ZM76 235H77V233H76ZM108 235V234H107ZM106 235V236H107ZM110 235V234H109ZM128 235V234H127ZM133 235H134V233H133ZM139 235V234H138ZM141 235V234H140ZM179 235V234H178ZM184 235V234H183ZM187 235H189V234H187ZM193 235V234H192ZM198 235V234H197ZM211 235V234H210ZM217 235H218V233H217ZM216 235V236H217ZM31 236V237H32ZM135 236V235H134ZM204 236V235H203ZM214 236V238H215V235H213ZM257 236V235H256ZM49 236H47V238H48ZM78 238H79V236H77ZM133 237V236H132ZM136 237V236H135ZM134 237V238H135ZM142 237V236H141ZM141 237H139V240H140V238ZM171 237V236H170ZM178 237V236H177ZM180 237V236H179ZM178 237V238H179ZM185 237H188V236H185ZM192 237V236H191ZM81 238V237H80ZM84 238V237H83ZM82 238V239H83ZM130 238H131V236H130ZM136 238H138V237H136ZM177 238V239H178ZM181 238H183V236L181 237ZM197 238V237H196ZM195 238V239H196ZM202 238V237H201ZM200 238V239H201ZM207 238V237H206ZM219 238V237H218ZM51 239V238H50ZM217 239V238H216ZM20 240V239H19ZM37 240V239H36ZM128 240V239H127ZM171 239H169V241H170ZM172 240H173V242L174 241H176V240H174V238H172ZM192 240V239H191ZM210 240H212L211 238H210ZM82 241V240H81ZM130 241V240H129ZM160 241V240H159ZM168 241V242H169ZM178 241V240H177ZM213 241H215V240H213ZM54 242V241H53ZM125 242V241H124ZM145 242V241H144ZM163 242V241H162ZM165 242H167V240L165 241ZM171 242V241H170ZM195 242V241H194ZM193 242V243H194ZM15 243V242H14ZM30 243V242H29ZM116 243V242H115ZM127 243V242H126ZM175 243V242H174ZM178 243V242H177ZM260 243V242H259ZM31 244H32V242H31ZM145 244V243H144ZM169 244V243H168ZM194 244H196V243H194ZM261 244V243H260ZM73 245V244H72ZM120 245V244H119ZM125 245V244H124ZM127 245V244H126ZM129 245H131V247H132V244H131V241H130V243H129ZM171 245V244H170ZM181 245V244H180ZM205 245H208V242H207V244H205ZM204 245V243H203V247L205 246ZM220 245V244H219ZM218 245V246H219ZM8 246V245H7ZM6 246V247H7ZM134 246V245H133ZM138 246V245H137ZM178 246V245H177ZM202 246V245H201ZM260 246V245H259ZM154 247V246H153ZM202 247V248H203ZM2 248H5V247H2ZM1 248V249H2ZM8 248V247H7ZM121 248V247H120ZM144 248V247H143ZM142 248V249H143ZM155 248H156V246H155ZM172 248V247H171ZM171 248H168L167 249V252L164 254V256H171V254L172 253H174L173 251H172V249ZM207 248V247H206ZM209 248V247H208ZM211 248H214V247H212L211 246ZM210 248V249H211ZM216 248H218V247H216ZM0 249V250H1ZM77 249V248H76ZM119 249V248H118ZM141 249V250H142ZM173 249H174V247H173ZM204 249V248H203ZM209 249V250H210ZM219 249V248H218ZM230 249V248H229ZM124 250V249H123ZM135 250V249H134ZM147 250H149V248L147 249ZM165 250V249H164ZM212 250V249H211ZM215 250V249H214ZM263 250V249H262ZM6 251V250H5ZM126 251H127V249H126ZM136 251H138V250H136ZM150 251H151V249H150ZM160 251V250H159ZM232 251H234V250H232ZM21 252V251H20ZM19 252V253H20ZM138 252H140V251H138ZM210 252V251H209ZM242 252V251H241ZM5 253V252H4ZM3 253V254H4ZM131 253H132V251H131ZM191 253V252H190ZM234 253V252H233ZM21 254V253H20ZM119 254V253H118ZM162 255H163V253H161ZM210 254V253H209ZM238 255H239V253H237ZM243 254V253H242ZM1 255V254H0ZM11 255V254H10ZM18 255V254H17ZM129 255V254H128ZM138 255V254H137ZM162 255H160V256H162ZM182 255V254H181ZM219 255V254H218ZM229 255V254H228ZM231 255V254H230ZM229 255V256H230ZM234 255V254H233ZM14 256V255H13ZM22 256V255H21ZM156 256V255H155ZM179 255H177V257H178ZM221 256V255H220ZM237 256V255H236ZM263 256V255H262ZM2 257V256H1ZM7 257H9V256H7ZM11 257H12V255H11ZM10 257V258H11ZM17 257V256H16ZM19 257V256H18ZM125 257H126V255H125ZM232 257V256H231ZM241 257V256H240ZM14 258V257H13ZM169 258V257H168ZM176 258V257H175ZM183 258V257H182ZM181 258V256H179V260L178 261H176V262H174V263H176V264H183L184 263V261H183V259ZM205 259H206V255H205V257H204ZM221 258H223V257H221ZM230 258V257H229ZM124 259V258H123ZM151 259V258H150ZM154 259V258H153ZM220 259V258H219ZM250 259V258H249ZM127 260H128V258H127ZM134 260V259H133ZM152 260V259H151ZM209 260H211V258L209 259ZM223 260V259H222ZM221 260V261H222ZM247 260V259H246ZM245 260V261H246ZM5 261V260H4ZM9 261H12V259H10ZM170 261V260H169ZM171 261H172V259H171ZM220 261V263H222ZM235 261V259H231V262H234ZM13 262V261H12ZM15 262V261H14ZM13 262V263H14ZM136 262V261H135ZM160 262V261H159ZM158 262V263H159ZM162 262V261H161ZM224 262V261H223ZM242 262H244V261H242ZM241 262V263H242ZM7 263H9V262H7ZM11 263V262H10ZM143 263V262H142ZM173 263V264H174ZM187 263H189V262H187ZM240 263V264H241ZM17 264V263H16ZM28 264V263H27ZM146 264H147V262H146ZM223 264V263H222ZM236 264V263H235Z\"/></svg>",
  "mask_w": 264,
  "mask_h": 264
},
{
  "label": "water",
  "instance_id": "water-1",
  "mask_svg": "<svg viewBox=\"0 0 264 264\" xmlns=\"http://www.w3.org/2000/svg\"><path fill=\"white\" fill-rule=\"evenodd\" d=\"M96 68V63H92L86 70L83 71V75L88 76L93 74ZM241 264H264V256H255L246 261L242 262Z\"/></svg>",
  "mask_w": 264,
  "mask_h": 264
}]
</instances>
